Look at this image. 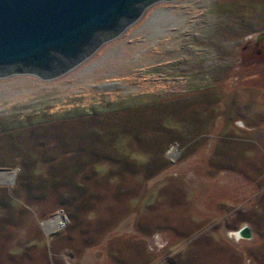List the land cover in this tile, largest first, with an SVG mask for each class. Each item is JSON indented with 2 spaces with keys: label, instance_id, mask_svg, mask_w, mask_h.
<instances>
[{
  "label": "rangeland",
  "instance_id": "374dc122",
  "mask_svg": "<svg viewBox=\"0 0 264 264\" xmlns=\"http://www.w3.org/2000/svg\"><path fill=\"white\" fill-rule=\"evenodd\" d=\"M3 171L0 264H264V0H161L0 78Z\"/></svg>",
  "mask_w": 264,
  "mask_h": 264
},
{
  "label": "water",
  "instance_id": "95a60500",
  "mask_svg": "<svg viewBox=\"0 0 264 264\" xmlns=\"http://www.w3.org/2000/svg\"><path fill=\"white\" fill-rule=\"evenodd\" d=\"M159 1L0 0V78L17 73L60 77Z\"/></svg>",
  "mask_w": 264,
  "mask_h": 264
},
{
  "label": "built area",
  "instance_id": "2783aa9c",
  "mask_svg": "<svg viewBox=\"0 0 264 264\" xmlns=\"http://www.w3.org/2000/svg\"><path fill=\"white\" fill-rule=\"evenodd\" d=\"M68 216L64 213L63 210H58L53 216L50 217L48 221H42L41 225L46 232V227H49V224L54 225V227L51 229V231L48 234L56 232L61 227H64L68 223Z\"/></svg>",
  "mask_w": 264,
  "mask_h": 264
},
{
  "label": "bare ground",
  "instance_id": "6f19581e",
  "mask_svg": "<svg viewBox=\"0 0 264 264\" xmlns=\"http://www.w3.org/2000/svg\"><path fill=\"white\" fill-rule=\"evenodd\" d=\"M83 63H84V62H83ZM83 63H82V64H83ZM6 172H12V171H3V172H0V175H1V173H6ZM7 183H8V182H7ZM51 227L53 228L54 225L51 224V226H50V224H49V227H46V232H47V233H49V232L51 231V229H52ZM246 233H247V229H242V230H240V231H238V232H237V231L235 232V234H236L237 236H240V235L242 236V235H244V234H246Z\"/></svg>",
  "mask_w": 264,
  "mask_h": 264
}]
</instances>
